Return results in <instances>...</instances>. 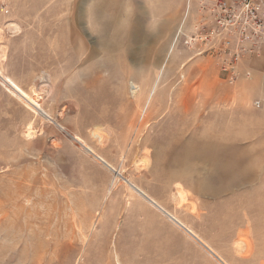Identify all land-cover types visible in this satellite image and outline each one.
I'll use <instances>...</instances> for the list:
<instances>
[{"label": "rangeland", "instance_id": "374dc122", "mask_svg": "<svg viewBox=\"0 0 264 264\" xmlns=\"http://www.w3.org/2000/svg\"><path fill=\"white\" fill-rule=\"evenodd\" d=\"M11 2L0 69L44 113L0 82V264H221L130 182L230 264H264V73L231 83L192 26L168 55L167 25L144 37L99 0Z\"/></svg>", "mask_w": 264, "mask_h": 264}, {"label": "built area", "instance_id": "2783aa9c", "mask_svg": "<svg viewBox=\"0 0 264 264\" xmlns=\"http://www.w3.org/2000/svg\"><path fill=\"white\" fill-rule=\"evenodd\" d=\"M193 0H187V19ZM199 18L192 24L188 42L218 61L224 77L234 83L250 78L242 69L248 57H264V0H197ZM179 37L185 35L179 30ZM186 39V40H187ZM260 105V101H256Z\"/></svg>", "mask_w": 264, "mask_h": 264}, {"label": "crops", "instance_id": "0c3cea01", "mask_svg": "<svg viewBox=\"0 0 264 264\" xmlns=\"http://www.w3.org/2000/svg\"><path fill=\"white\" fill-rule=\"evenodd\" d=\"M101 7L108 9H124L129 15V19L134 25H139V30L135 33L148 37L157 33H163V25H167L169 34L175 36L170 44L168 55L174 52L171 45L175 39H179V30L187 31L188 26L200 16V8L197 0H193L187 19V0H99ZM11 0H0V56L9 57L11 55L12 42L19 39V34L14 30L16 26L21 27L18 19L5 16L6 9L11 8ZM100 7V6H99ZM120 14H117L119 17ZM190 23V24H189ZM15 31V32H14ZM176 40V41H177ZM176 44V43H175ZM163 56V52L160 54ZM251 68L255 73H264V57H248L242 64V69ZM220 73H222L220 71ZM224 75V74H223Z\"/></svg>", "mask_w": 264, "mask_h": 264}, {"label": "bare ground", "instance_id": "6f19581e", "mask_svg": "<svg viewBox=\"0 0 264 264\" xmlns=\"http://www.w3.org/2000/svg\"><path fill=\"white\" fill-rule=\"evenodd\" d=\"M188 12V9H187ZM0 82L4 84L8 90L17 96L19 99H21L30 109L34 110L35 112H42L41 106L39 102L32 97L30 94H28L25 90H23L11 77L4 74V72L0 69ZM130 88L135 96L140 91V86L136 83L132 82L130 83ZM49 117V116H48ZM99 134V133H97ZM100 137V135H99ZM75 140L80 142L82 145H86V143L83 141L82 138L79 136H74ZM101 138V137H100ZM197 147V146H196ZM90 151H92L96 157L101 160L103 163L107 164L109 166V163L99 154H97L92 148H88ZM218 150H212L210 157L213 160L218 159ZM130 186L146 201H148L152 206H154L156 209H158L162 214H164L172 223H174L177 227H179L181 230H183L189 237H191L194 241L198 242L200 245H202L213 257H215L221 264H230L227 262L211 245H209L199 234H197L191 227H189L186 223H184L179 217H177L174 213L170 212L168 209H166L164 206H162L159 202H157L153 197H151L149 194H147L145 191H143L141 188L136 186L134 183L130 182Z\"/></svg>", "mask_w": 264, "mask_h": 264}, {"label": "water", "instance_id": "95a60500", "mask_svg": "<svg viewBox=\"0 0 264 264\" xmlns=\"http://www.w3.org/2000/svg\"><path fill=\"white\" fill-rule=\"evenodd\" d=\"M75 139V138H74Z\"/></svg>", "mask_w": 264, "mask_h": 264}]
</instances>
